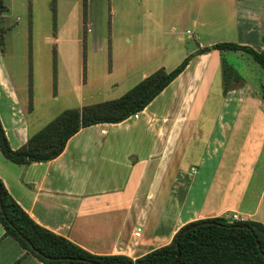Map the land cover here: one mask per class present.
<instances>
[{
	"label": "crops",
	"instance_id": "0c3cea01",
	"mask_svg": "<svg viewBox=\"0 0 264 264\" xmlns=\"http://www.w3.org/2000/svg\"><path fill=\"white\" fill-rule=\"evenodd\" d=\"M231 1L225 18L216 7L212 14L202 15V7L189 14L188 20L199 26L197 35L206 25H225L234 29L233 39L225 41L264 49L260 2ZM212 43L200 41L196 50ZM0 50V118L10 145L17 148L49 120L29 119L34 109V102L28 109L29 81L8 68L2 43ZM196 50L137 118L81 127L49 160L18 163L0 149V178L8 191L38 223L97 254L135 258L203 217L229 218L238 212L242 219L264 224V82L251 85L242 77L223 92L219 69L228 49ZM217 76L219 85L212 90ZM47 89L38 99L46 106L52 97ZM211 91L219 100L210 98ZM209 99L219 102L213 116L220 126L197 152L193 126ZM229 108L234 111L226 118ZM128 120L133 125L123 127ZM4 231L0 222V264H46Z\"/></svg>",
	"mask_w": 264,
	"mask_h": 264
},
{
	"label": "rangeland",
	"instance_id": "374dc122",
	"mask_svg": "<svg viewBox=\"0 0 264 264\" xmlns=\"http://www.w3.org/2000/svg\"><path fill=\"white\" fill-rule=\"evenodd\" d=\"M256 1L260 2L264 34V0ZM2 2L7 10L1 21L5 28L1 53L18 79L27 81L30 76L34 102V109L28 115L30 120H51L64 108L118 97L142 79L143 71L150 73L160 66L170 70L185 56L193 57L200 41L208 44L234 37V29L211 24L202 28L203 34L199 36V26L195 27L187 18L201 7L202 15L207 10L212 14V8L216 7L225 18L233 7L231 0ZM84 8L86 20H83ZM223 58L251 85L264 82V68L251 54L225 50ZM218 79L217 76L212 90L219 85ZM45 86L52 95L47 106L43 98L38 101L39 96L44 97ZM212 95L219 100L213 91L210 98ZM213 101H207L198 123L193 126V132L196 130L192 132L193 138H198L197 152L206 136L220 126V121L216 123L213 116L219 102ZM228 110L226 118L234 108ZM132 125L133 120H128L123 127Z\"/></svg>",
	"mask_w": 264,
	"mask_h": 264
},
{
	"label": "trees",
	"instance_id": "16d2710c",
	"mask_svg": "<svg viewBox=\"0 0 264 264\" xmlns=\"http://www.w3.org/2000/svg\"><path fill=\"white\" fill-rule=\"evenodd\" d=\"M6 10L7 6L0 0V21ZM85 14L86 8L83 20H86ZM3 32L0 26V43ZM215 48L245 51L264 68V49L257 50L249 44L218 41L199 47L196 52ZM189 59L190 55L185 56L170 70L164 67L155 69L118 97L62 109L17 148L10 145L0 118V149L7 158L18 163L52 159L81 127L97 122H118L142 110L186 67ZM221 72L223 92L228 90L232 81L242 78L224 58L221 60ZM28 81V109L31 110L30 76ZM261 96L264 101V84ZM0 222L6 235L15 237L27 251L46 264H264V224L255 219L233 220L223 215L189 221L176 231L168 243L135 258L123 253H93L33 219L8 191L1 178Z\"/></svg>",
	"mask_w": 264,
	"mask_h": 264
},
{
	"label": "built area",
	"instance_id": "2783aa9c",
	"mask_svg": "<svg viewBox=\"0 0 264 264\" xmlns=\"http://www.w3.org/2000/svg\"><path fill=\"white\" fill-rule=\"evenodd\" d=\"M189 35H191V31L188 32ZM132 116H134L135 118L138 117L139 113L138 112H135L133 114H131ZM130 115V116H131ZM103 132L105 131V129L102 130ZM230 219H233V220H241L242 217L240 216V214H238V212H233L230 216H229ZM140 230L141 228L140 227H137V229L134 231V235L138 236L140 234Z\"/></svg>",
	"mask_w": 264,
	"mask_h": 264
},
{
	"label": "water",
	"instance_id": "95a60500",
	"mask_svg": "<svg viewBox=\"0 0 264 264\" xmlns=\"http://www.w3.org/2000/svg\"><path fill=\"white\" fill-rule=\"evenodd\" d=\"M240 225H244V224H240ZM183 231H184V230H182L181 233H182ZM178 255H179V253H178Z\"/></svg>",
	"mask_w": 264,
	"mask_h": 264
}]
</instances>
